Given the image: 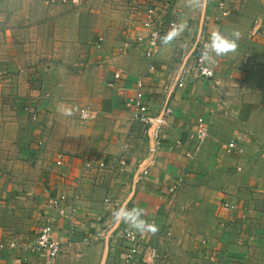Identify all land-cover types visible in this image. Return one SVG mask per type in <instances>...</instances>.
<instances>
[{
  "label": "crops",
  "instance_id": "1",
  "mask_svg": "<svg viewBox=\"0 0 264 264\" xmlns=\"http://www.w3.org/2000/svg\"><path fill=\"white\" fill-rule=\"evenodd\" d=\"M95 1L0 0V105L14 100L30 117L26 107L37 101L49 119L59 120L51 121L38 140V161L28 159L32 167L14 172L24 179L0 184V244L5 246L0 264H45V252L32 248L56 192L76 199L79 212L73 221L55 222L52 238L63 248L53 264H123L125 244L117 233L81 243L82 235L119 224L132 227L114 217L117 209L129 215L142 211V219L156 226L155 232L139 231L142 254L131 264L150 262L146 247L158 250L152 261L160 264L168 256H186L198 264H264V35H251L252 20L264 0H176L184 30L164 43L153 61L144 55L145 43H136L138 36L147 35L143 13L124 39L105 40L100 30L83 72L90 82L83 84L81 70L63 64L65 47L60 44L67 30L76 36L83 9L92 6L90 24L97 31L99 15L107 9L103 4L96 7ZM98 1L110 9L108 0ZM221 1L230 15L218 16ZM87 3L91 5L84 6ZM204 19L209 33L217 28L240 33L235 51L208 63L214 72L211 79L189 73L192 45ZM49 29L51 34H46ZM42 38L56 40L52 58L36 54ZM150 64L155 70L149 72ZM117 71L126 79L111 84ZM142 75L152 111H159L168 92L171 95L165 146L153 153L145 126L134 122L125 106ZM179 75L183 87L176 86ZM28 78L39 82L31 87ZM40 89L46 96L41 102ZM49 91L55 98H48ZM71 103L91 107L95 117L82 119L73 108L80 120L65 115ZM41 116L38 121L30 117L28 128L38 125ZM200 118L209 129L203 142L196 136ZM35 136L39 138L33 133V141ZM231 141L244 148L240 158L222 149ZM28 150V156H34ZM59 154L65 155L61 166L56 163ZM35 175V181H28ZM223 201L236 208L224 209ZM72 225L76 234H69Z\"/></svg>",
  "mask_w": 264,
  "mask_h": 264
},
{
  "label": "built area",
  "instance_id": "2",
  "mask_svg": "<svg viewBox=\"0 0 264 264\" xmlns=\"http://www.w3.org/2000/svg\"><path fill=\"white\" fill-rule=\"evenodd\" d=\"M66 2L67 0H61ZM73 3H79V0H70ZM218 16L225 17L231 14V10L226 6L224 1L218 3ZM143 19L141 21L143 28L147 31V35L138 36L136 39L137 44L145 43L146 47L144 55L151 61L155 60L160 53L164 43L162 37H164L174 26H180L179 12L177 8L176 0H152L144 4L142 8ZM251 35L259 36L264 35V7L252 20ZM209 30L206 24V20L201 24V28L198 31L195 41L192 45V66L189 73H194L196 78L211 79L214 76L212 68L209 67L208 62L202 60L201 50L204 44L209 40ZM176 37V36H175ZM103 39L100 38V42ZM207 68L208 72L204 69ZM155 70V66L150 64L149 72ZM181 74L185 73V66L180 70ZM146 75H142L135 80V94L125 102V106L130 109L131 117L134 122H138L145 126L147 138L152 142L150 151L157 152L164 148V136L170 125V117L173 113L171 105H169L170 92L167 94V98L163 107L155 112L152 111L145 92L144 78ZM125 74L122 71L114 73L111 84L125 80ZM176 86L183 87L184 82L182 77H178L175 81ZM73 110L80 115L82 119L88 120L94 118V110L89 107L74 106ZM27 113H29L33 121H38L41 116L39 105L37 101H33L26 107ZM209 135V129L206 126L203 119H199L197 122L196 136L200 142H203ZM224 152L232 157L240 158L244 154V148L236 141H231L228 144L222 146ZM65 155L59 154L57 158V165L61 166L64 163ZM91 166V162H88L87 168ZM240 170V167L238 168ZM144 176H147L148 172L144 171ZM184 177H189V174H185ZM222 207L226 210H232L236 208V204L229 201H223ZM77 200H70L66 193L56 192L52 194L48 207L44 213V222L37 232L36 240L32 248L33 252L44 251L47 258L45 264H53L62 252L63 244L60 240L52 238L54 225L57 219L66 218L71 221L76 219L78 215ZM69 234H76L77 230L75 226H71ZM112 233H117V237L122 241L124 246V255L122 257L123 264H131L135 258L142 254L143 244L141 242V236L139 231L130 227L128 224L117 226L114 229L101 230L99 233L93 236L82 235L81 243L90 244L93 241H102L106 238L111 239ZM71 237V235H70ZM69 237V241L72 238ZM108 241V240H107ZM16 244L11 243L10 247H15ZM5 246L0 244V250H3ZM150 256V261L158 257V250L156 248L146 247Z\"/></svg>",
  "mask_w": 264,
  "mask_h": 264
},
{
  "label": "rangeland",
  "instance_id": "3",
  "mask_svg": "<svg viewBox=\"0 0 264 264\" xmlns=\"http://www.w3.org/2000/svg\"><path fill=\"white\" fill-rule=\"evenodd\" d=\"M108 1L109 2L107 3L110 5V9H108L106 3H101L98 0L95 1L96 7H100V5L103 4L102 8L107 9V11H103V13L99 15L102 17L101 20H99L98 18L99 24L96 26L97 31H94V26H91L92 24H90V9L93 7L92 6L91 8L83 9L80 17V23L82 27L77 32L76 36H73V31L69 32L67 30L66 41L63 44H60L61 47H65V58L63 64L65 66H69L71 70H76L77 68L79 69V71L81 70V73H77H79L82 77L81 82H83V84L86 82H90L89 78H83V72L84 70H86L85 64L88 61L89 56L93 55L96 50V32L102 30L105 40L107 38L117 39V37L124 39V36H129L127 34L125 35V33L128 30L130 33L131 28L138 24L144 4L152 0ZM90 5L91 3L84 4V6L86 7H89ZM46 34H51V29H49ZM55 42V39L44 40L42 38L43 46H40V48H35L37 49L36 54H43L44 59H48L50 55V57L52 58V52L54 50ZM28 77L30 78V76ZM25 81L28 84L31 83V87L32 85H35L36 82H39V80H35V78L34 80L29 79ZM50 92L52 91H49L48 98H55V96L50 94ZM44 97L42 96L40 89V102L44 99ZM86 97L88 98L89 95ZM17 104L18 103H15V101L13 100L8 104L6 103L0 105V184L1 182L5 184L20 182L24 179L23 174L20 175L14 172H21L28 166L32 165L30 162L34 160H36L34 162L38 161V159L36 158L38 156V153H34L42 147L41 143L38 140L43 139L44 134L50 128L51 121H54V123L55 121H59L49 119V114H47L49 112L46 111L45 113V110H42V113L40 109L43 117L41 116L42 118L38 122V125H35L34 128H36L37 130V132H35L36 130L34 131V128H28L29 121L31 122L32 120L27 114L22 111L20 106H18ZM70 105L72 115L76 118V120H78L80 117L78 115L76 116L74 111H72L74 104L71 103ZM33 133H37V135L39 136V138L35 136L34 141L31 139ZM28 149H32V154L34 153V156H28L30 154ZM28 159H30V162H28ZM35 177L36 175L29 176L27 178L28 181H35ZM154 261H150L147 264H160V260L158 262ZM161 262H163L162 264H198V261L187 258L186 256H178L177 258L168 256L163 258Z\"/></svg>",
  "mask_w": 264,
  "mask_h": 264
},
{
  "label": "clouds",
  "instance_id": "4",
  "mask_svg": "<svg viewBox=\"0 0 264 264\" xmlns=\"http://www.w3.org/2000/svg\"><path fill=\"white\" fill-rule=\"evenodd\" d=\"M185 25L174 26L164 37H162L163 43L167 44L175 36H177L181 31L184 30ZM240 33L237 30H232L230 33H225L222 29H214L211 31L209 40L204 44L201 50L202 60L208 63H214L215 58L227 55L238 47ZM208 72V69H204ZM65 115H71V111L65 109ZM114 217L121 219L126 223H129L137 231L143 232L145 230H150L152 232L156 231V226L154 224H149L142 219V211L134 215H129L126 209H117L113 213Z\"/></svg>",
  "mask_w": 264,
  "mask_h": 264
}]
</instances>
